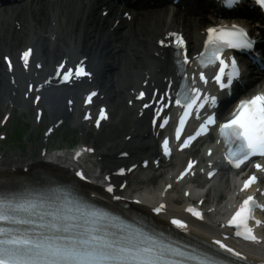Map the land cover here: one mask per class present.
<instances>
[{
    "label": "snow or ice",
    "instance_id": "6c2138e0",
    "mask_svg": "<svg viewBox=\"0 0 264 264\" xmlns=\"http://www.w3.org/2000/svg\"><path fill=\"white\" fill-rule=\"evenodd\" d=\"M224 4L233 8L240 4V0H224ZM254 4L264 9V0H254ZM207 32L208 39L205 41V51L200 54L201 60L203 62L207 58L208 63L219 60L220 71L215 76V82L224 89L233 83L234 78H239L240 70L233 59L231 70L227 73V83H223L221 75L226 65L220 58L221 53L225 48L251 53L254 42L249 39L245 29L236 24L209 28ZM176 42L180 47L184 44L179 37ZM30 51L23 53L25 66L28 64ZM184 63H187L186 58ZM36 67L40 65L37 64ZM261 67L264 68V60L261 61ZM76 74L84 73L77 68ZM67 78L66 73L65 79ZM200 79H205L203 74ZM190 91L195 95H190L189 91L176 93V104L184 110L180 116L181 127L199 98V92L195 88ZM95 95V92L91 93L88 99ZM143 95L141 92L140 96ZM216 99L215 96L211 97L212 106H215ZM208 100L209 97L205 95L195 111L198 113ZM100 118H107L103 109L100 110ZM85 119L88 117L85 116ZM215 122L214 117L209 115L199 125L195 135L183 140L180 148L187 147L196 137L207 132L208 126ZM166 123L165 119L159 127L163 128ZM181 127L176 129L178 140ZM219 134L229 145L224 159L232 167L239 168L250 157L264 159V93L242 100L232 117L219 125ZM163 148L164 154L168 155L167 139L164 140ZM76 155L79 156V153ZM191 168L192 162H189L177 179H182ZM255 168L264 173V164H256ZM127 171L131 172L132 169ZM123 172L124 169H121V174ZM75 175L81 180L84 179L80 172ZM212 175L213 172L209 171L208 176ZM256 179L254 175L249 176L240 190L244 191L256 183ZM106 191L113 193V188L109 186ZM75 192V188L35 189L26 185L14 189L9 186L7 179L0 180V264H250L243 254L220 239L211 243L200 241L196 245H189L182 242L171 229L156 225L152 218L122 219L75 195ZM112 199L119 200L121 197L113 194ZM164 208L165 205L161 203L152 211L158 215ZM256 208L264 206L258 205L254 197L249 195L227 224L234 227L237 237L252 243H262L254 234V228L262 226V221L253 214ZM185 211L202 219L201 213L195 208L188 207ZM249 221H252L251 226ZM170 223L182 231H187L186 225L180 219H171ZM220 226L225 227L224 224Z\"/></svg>",
    "mask_w": 264,
    "mask_h": 264
},
{
    "label": "bare ground",
    "instance_id": "6f19581e",
    "mask_svg": "<svg viewBox=\"0 0 264 264\" xmlns=\"http://www.w3.org/2000/svg\"><path fill=\"white\" fill-rule=\"evenodd\" d=\"M101 0H42L31 1L22 4L21 9L11 7L8 11H0V55L9 54L12 56L21 52L24 46L32 45L36 52L37 63L40 64L39 71L30 70V73L18 71L13 74V84L10 76L4 73V64L0 58V107L6 103L13 102L21 108L29 107L28 101L22 99V85L35 80L40 83L47 75V69L60 59H68L74 62L77 56L89 58L90 65L95 72L96 86L104 95L110 107L122 103V98L127 97L125 89H131L142 83L144 77L150 81H159L168 67L167 53L161 52L156 55L158 47L156 41L168 30L179 29L185 33L189 48L195 51L202 38L201 30L211 21L206 15H187L172 8L162 7L153 9L132 17L130 22L120 21L117 28L110 30L115 17V10L109 11L106 19H101L95 14ZM118 45V46H117ZM14 73V71H12ZM17 75V76H16ZM16 86V87H15ZM88 86L85 82L66 89H48L43 93V103L51 118L56 120L61 116L60 109L67 110L68 101L72 96L81 93ZM12 91H15V93ZM78 108V106H77ZM73 123L79 121L80 115L72 112ZM146 115L134 120L130 138L121 144L122 149L130 153L129 159L135 161L137 158L152 155L156 150V143L151 134L147 131ZM105 170H110L114 163V153L110 145H103L98 150ZM190 152L178 155L175 161L185 159ZM32 167L36 170L59 176L67 172L60 167L61 159L53 160L52 156L46 158L36 157L30 159ZM20 166L15 158L7 156L0 162V173L15 175L16 171L4 172L5 167L14 168ZM93 172V171H92ZM147 171L136 170L129 178L134 180L141 178ZM8 173V174H7ZM163 172L161 176H167ZM96 174V173H95ZM68 175V174H67ZM155 178V173L152 174ZM168 177V176H167ZM166 182H161L164 186ZM233 185V181L225 184L220 191L226 195ZM173 196L182 201L183 187L174 184ZM132 190L130 185L127 186ZM140 188H134L137 192ZM150 191H145L147 194ZM159 222L165 223L161 218Z\"/></svg>",
    "mask_w": 264,
    "mask_h": 264
},
{
    "label": "rangeland",
    "instance_id": "374dc122",
    "mask_svg": "<svg viewBox=\"0 0 264 264\" xmlns=\"http://www.w3.org/2000/svg\"><path fill=\"white\" fill-rule=\"evenodd\" d=\"M122 101H123L122 104L117 105V107L113 108V110H112L113 125L115 124L114 122L118 121L117 126H113L111 129H108V130H106V127H103V129H101L100 133L93 137V141H95V144L99 149H101L103 147V145H106V144L110 145L111 148L113 146H120L122 139H123L122 137L124 136V133L127 132L130 125H132L134 112L125 106L124 100H122ZM3 109L4 108L1 106L0 107V116L3 112ZM26 112H27V115L25 117V120L27 121V120H29L28 115L32 114V110L29 109V111L27 110ZM14 115H16V114L14 113L12 115L13 118L15 117ZM13 118L10 120L9 124L6 126L7 132H8V136H7L6 141H9L10 139L13 140L12 137L9 139L10 133L12 134V132H13L12 128L15 126V125L11 126V122H12ZM20 120H22V119L20 118ZM37 132H38V129H35V131L32 133L33 135L26 145L25 152L23 154H20V156H22V157L17 158V152L13 148L11 149L12 151L8 150L6 152V154L10 155L13 158H17L19 161L28 160L29 158H34L36 156V153H37L36 152V142H35L34 136H35V133H37ZM56 135H58V132ZM5 150H7L6 147H5ZM158 173H159V175H158L159 177H157L156 182L151 183L150 179L147 181L146 179L149 178L147 175L146 179L137 181L135 183V186H137V184L139 182H143L139 185L142 189L150 188V186H155L156 184L159 183V180L162 178V176H160V174H161L160 170L157 171V174ZM214 185L216 188H219L221 185V178H218L215 181ZM213 194L214 193H210V197L207 198L208 201H214L215 200Z\"/></svg>",
    "mask_w": 264,
    "mask_h": 264
}]
</instances>
